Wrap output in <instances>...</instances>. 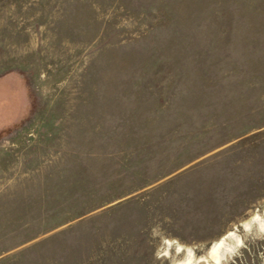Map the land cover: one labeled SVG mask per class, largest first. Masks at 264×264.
<instances>
[{
  "label": "rangeland",
  "instance_id": "374dc122",
  "mask_svg": "<svg viewBox=\"0 0 264 264\" xmlns=\"http://www.w3.org/2000/svg\"><path fill=\"white\" fill-rule=\"evenodd\" d=\"M0 264H264V0H0Z\"/></svg>",
  "mask_w": 264,
  "mask_h": 264
},
{
  "label": "bare ground",
  "instance_id": "6f19581e",
  "mask_svg": "<svg viewBox=\"0 0 264 264\" xmlns=\"http://www.w3.org/2000/svg\"><path fill=\"white\" fill-rule=\"evenodd\" d=\"M258 218V216L256 217ZM246 226H249V223H246ZM234 232H230L229 236L234 235ZM225 237H223L222 239H220L219 241H216V243L213 244V246L211 247L210 251H209V255L210 257H212L214 260H219V255H220V250L224 247L225 245ZM182 246H179L178 249L181 250ZM191 253V252H190Z\"/></svg>",
  "mask_w": 264,
  "mask_h": 264
}]
</instances>
